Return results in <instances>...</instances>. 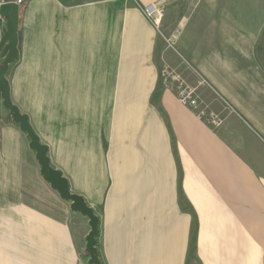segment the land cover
<instances>
[{
  "label": "crops",
  "instance_id": "1",
  "mask_svg": "<svg viewBox=\"0 0 264 264\" xmlns=\"http://www.w3.org/2000/svg\"><path fill=\"white\" fill-rule=\"evenodd\" d=\"M18 39L11 101L100 219L102 264H264V0H24ZM167 60L221 127L154 100ZM2 102L0 264H90L89 218Z\"/></svg>",
  "mask_w": 264,
  "mask_h": 264
},
{
  "label": "water",
  "instance_id": "2",
  "mask_svg": "<svg viewBox=\"0 0 264 264\" xmlns=\"http://www.w3.org/2000/svg\"><path fill=\"white\" fill-rule=\"evenodd\" d=\"M19 12L20 5L14 2L0 6V16L6 20V28L3 31L2 39H0V99L3 101V107L9 111L7 120L18 124L21 131L30 138V148L37 153L36 157L41 165V173L45 181L60 194L63 200L71 202L72 211L79 212L89 218L91 231L87 237L86 249L89 253L90 264H102L97 249L100 219L83 198L71 193L69 183L62 173L51 167L48 148L40 143L39 137L30 125L28 116L21 114L19 108L11 101L10 85L6 75L10 65L19 60Z\"/></svg>",
  "mask_w": 264,
  "mask_h": 264
},
{
  "label": "built area",
  "instance_id": "3",
  "mask_svg": "<svg viewBox=\"0 0 264 264\" xmlns=\"http://www.w3.org/2000/svg\"><path fill=\"white\" fill-rule=\"evenodd\" d=\"M12 2L17 3L18 5L23 3L22 0H0V6ZM142 11L148 21H155V26L157 28L160 27L163 16L161 10L148 6L142 8ZM167 42L169 46H174L175 44V41L171 39H167ZM161 84L165 91H169L176 96L178 102L183 107L193 111L200 121L214 129H218L223 125L224 119L220 115L208 110L199 97L197 90L188 85L186 79L177 70L172 68L163 69L161 72Z\"/></svg>",
  "mask_w": 264,
  "mask_h": 264
},
{
  "label": "rangeland",
  "instance_id": "4",
  "mask_svg": "<svg viewBox=\"0 0 264 264\" xmlns=\"http://www.w3.org/2000/svg\"><path fill=\"white\" fill-rule=\"evenodd\" d=\"M24 1V0H23ZM261 3L262 2H260L259 3V5L261 6ZM142 8H144V7H142ZM142 11V10H141ZM143 11H144V9H143ZM143 11H142V13H143ZM153 26H154V28L156 29V31L159 33V35H160V38L161 37H164V38H166L167 37V35H164V33H163V36H162V25L160 24V27L159 28H157L156 26H155V21H152V22H150ZM168 35H171V34H168ZM178 35H181V32L178 34ZM177 38H178V36H176V39L175 38H171V40H177ZM163 39V38H162ZM168 39H170V37H168ZM165 40V39H164ZM174 48V47H173ZM165 68H172V69H176L178 72H179V70L176 68V67H174L173 66V64L171 63V61H169V60H167V61H165V62H163L162 64L160 63V64H158V71H159V86L157 87V89H156V91L154 92V100H157V99H159V98H161V95H163V94H172L171 92H169V91H165L163 88H162V84H161V72H162V70L163 69H165ZM187 81V83H188V85H190L191 87H193L192 86V84H191V82L189 83V81L188 80H186ZM195 88V87H194ZM197 89V88H196ZM197 92H198V95L200 94V91H198L197 90ZM175 96V95H174ZM201 96V94L199 95V97ZM176 97V96H175ZM201 98V97H200ZM201 100L204 102V105L208 108V110H210V111H212L210 108H211V106H210V104H208L207 102H205L202 98H201ZM213 113H215V114H217V115H219L218 113H216L215 111H212ZM264 212V211H263ZM98 249V248H97ZM87 250V249H86ZM87 255V256H86ZM86 255H85V257L88 259V260H90V258H89V253L87 252L86 253ZM98 255H99V253H98ZM100 258V257H99Z\"/></svg>",
  "mask_w": 264,
  "mask_h": 264
},
{
  "label": "bare ground",
  "instance_id": "5",
  "mask_svg": "<svg viewBox=\"0 0 264 264\" xmlns=\"http://www.w3.org/2000/svg\"><path fill=\"white\" fill-rule=\"evenodd\" d=\"M175 46V45H174ZM174 46H171V47H174Z\"/></svg>",
  "mask_w": 264,
  "mask_h": 264
}]
</instances>
